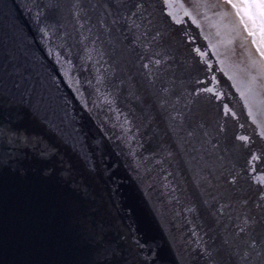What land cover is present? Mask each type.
I'll return each instance as SVG.
<instances>
[{"label": "water", "instance_id": "water-1", "mask_svg": "<svg viewBox=\"0 0 264 264\" xmlns=\"http://www.w3.org/2000/svg\"><path fill=\"white\" fill-rule=\"evenodd\" d=\"M0 264H264V63L229 0H0Z\"/></svg>", "mask_w": 264, "mask_h": 264}, {"label": "flooded vegetation", "instance_id": "flooded-vegetation-1", "mask_svg": "<svg viewBox=\"0 0 264 264\" xmlns=\"http://www.w3.org/2000/svg\"><path fill=\"white\" fill-rule=\"evenodd\" d=\"M229 1L234 4L247 31L252 34L260 60L264 63V0Z\"/></svg>", "mask_w": 264, "mask_h": 264}, {"label": "bare ground", "instance_id": "bare-ground-1", "mask_svg": "<svg viewBox=\"0 0 264 264\" xmlns=\"http://www.w3.org/2000/svg\"><path fill=\"white\" fill-rule=\"evenodd\" d=\"M232 1H234V2H238L239 0H232Z\"/></svg>", "mask_w": 264, "mask_h": 264}]
</instances>
